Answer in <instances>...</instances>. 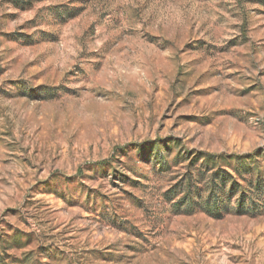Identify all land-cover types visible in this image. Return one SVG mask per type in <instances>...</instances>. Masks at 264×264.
Segmentation results:
<instances>
[{"label": "rangeland", "instance_id": "1", "mask_svg": "<svg viewBox=\"0 0 264 264\" xmlns=\"http://www.w3.org/2000/svg\"><path fill=\"white\" fill-rule=\"evenodd\" d=\"M221 170L264 179V0H0V264H264L240 191L184 209Z\"/></svg>", "mask_w": 264, "mask_h": 264}, {"label": "trees", "instance_id": "2", "mask_svg": "<svg viewBox=\"0 0 264 264\" xmlns=\"http://www.w3.org/2000/svg\"><path fill=\"white\" fill-rule=\"evenodd\" d=\"M205 162L214 163V156L208 155V157L205 158ZM234 171L237 174L240 172L237 170ZM255 185L256 186H254L253 190H251L252 193L248 194L250 193L248 192L249 190L237 189V183L234 181L228 171H213L211 172L210 178L207 181L205 187L206 196L204 197V199H201V195H199L198 193L193 196V194L189 191V197L188 200L185 201L184 209H187V211L191 213L197 207H205V209L207 208L208 212L220 215L224 209H227L230 195L240 191L241 195L238 201L237 211L239 213L245 211L244 202L247 198L253 202V209L259 211L258 209L260 208L264 209V179L257 177ZM260 197L262 198V200H260Z\"/></svg>", "mask_w": 264, "mask_h": 264}]
</instances>
